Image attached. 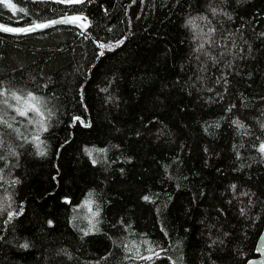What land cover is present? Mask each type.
I'll return each instance as SVG.
<instances>
[{"label":"trees","instance_id":"16d2710c","mask_svg":"<svg viewBox=\"0 0 264 264\" xmlns=\"http://www.w3.org/2000/svg\"><path fill=\"white\" fill-rule=\"evenodd\" d=\"M12 2L25 12L0 5L8 27L66 16L90 26L0 33V90L43 98L48 129L38 148L40 117L0 97V264L254 258L264 222V0ZM9 212L19 214L9 221ZM149 247L163 249L159 259H128Z\"/></svg>","mask_w":264,"mask_h":264},{"label":"snow or ice","instance_id":"6c2138e0","mask_svg":"<svg viewBox=\"0 0 264 264\" xmlns=\"http://www.w3.org/2000/svg\"><path fill=\"white\" fill-rule=\"evenodd\" d=\"M57 3H62V4H69V5H77V4H84L86 2V0H56ZM0 5H4L5 7H7L8 9H10L12 11L13 14H16L17 11L19 12H25L24 8H17L16 4H14L12 2V0H0ZM216 9H212L213 14H216ZM200 19H206V17H201ZM81 21H83V23H81ZM57 23H62V24H75L78 27L81 28V31L84 32V30H86L90 25L89 23H87V18L86 17H82V16H66L61 18L59 21L56 20H49L46 22H33L31 25H28L26 27H19V28H13V27H8L5 26L3 24H0V31L5 32V33H14V34H28L31 32H35L37 30H43V29H47L49 27H52L53 25L57 24ZM187 26H191L193 28H197L198 25L195 23V20L190 19L187 22ZM215 32L214 28H209L208 33H209V39H211L210 34ZM261 35H264V33H262ZM118 43H123V41H120ZM100 48H105L106 46L101 44L99 45ZM204 44H200L197 51H200L201 49H203ZM101 55H103V52H101ZM222 79H224V83L227 84V79L226 77H222ZM102 91H107V89H102ZM0 97H10L12 100L16 101L17 103V107L14 108L15 112L17 113V115L21 116V117H29V114H33L36 117H40V120L38 121L39 124V128H38V132L36 135H34L32 137L33 141L38 142L37 143V147L39 148L40 144H43V141L40 138V134L41 132H46L47 126L45 125V115H44V109L47 108V104L46 102H44L43 98L35 95L33 92L31 91H27L26 93L23 90H18V91H12L11 89H3L0 90ZM4 104H7V100L5 99L3 101ZM8 107H12V105H8ZM233 107H235V105H233ZM231 109H229L230 111ZM48 116H51V111L48 112ZM31 122V121H30ZM76 122H80V123H84L83 121H80L79 117H74L73 118V123ZM6 122L0 120V124H4ZM233 123L237 124L238 127L243 128L244 125L242 123H240L239 121H233ZM8 128H12V125L10 123H7L6 125ZM85 126H87L85 124ZM261 127H264V124L261 125ZM0 147H3V140L2 138H0ZM262 155H264V142H261L258 146L257 149ZM40 155H44L45 153L43 151H40L39 153ZM0 159H4V156L2 154H0ZM95 162V161H94ZM233 190L235 191L236 189V185H232ZM91 193L89 194V197H91ZM244 195H247V193H244ZM145 200H148L149 197L145 196L144 197ZM66 203H68L69 201H65ZM92 203L91 199L89 198L88 200L85 201L84 207H89V211L91 212V208H90V204ZM4 209L2 207H0V211H3ZM19 213H12L9 212L8 216H9V221L14 217V215H18ZM241 214H244V209H241ZM92 218L94 219L97 215L98 212H91ZM89 223L92 224L93 228L95 227V225L93 224V220L90 219ZM49 224H51V221H49ZM91 231V229L89 230ZM89 232H85V235H88ZM215 243V241L213 242ZM28 245L25 244L23 245V247H27ZM127 247V246H126ZM129 251H131V249H128ZM149 255H141L139 253V250L137 249L136 253L134 256H129L128 259H140V260H144V261H151L154 258L155 259H159L160 258V254L161 251H163V249H161L160 251H157L155 249H153L152 247H149L146 250ZM249 264H251V262H249Z\"/></svg>","mask_w":264,"mask_h":264},{"label":"water","instance_id":"95a60500","mask_svg":"<svg viewBox=\"0 0 264 264\" xmlns=\"http://www.w3.org/2000/svg\"><path fill=\"white\" fill-rule=\"evenodd\" d=\"M67 25L76 27L77 29H79L81 31V28L75 24H67ZM49 28H51V27H49ZM44 30H46V29L37 30L35 32H42ZM0 33H5V32L0 31ZM5 34L12 35V36L21 35V34H14V33H5ZM254 254H255V257L246 261L244 264H249V262H251V264H264V222H263L260 234H259V236L255 242V245H254Z\"/></svg>","mask_w":264,"mask_h":264}]
</instances>
